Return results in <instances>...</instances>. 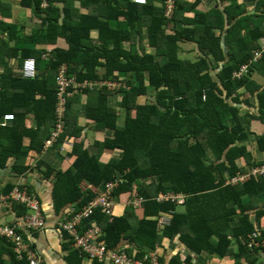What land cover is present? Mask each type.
I'll use <instances>...</instances> for the list:
<instances>
[{"label":"trees","instance_id":"trees-1","mask_svg":"<svg viewBox=\"0 0 264 264\" xmlns=\"http://www.w3.org/2000/svg\"><path fill=\"white\" fill-rule=\"evenodd\" d=\"M70 1H25L29 7L35 3V9L47 15L43 35L49 42L65 38L70 48L53 51L42 72V53L24 48L21 67L26 61H35L37 77L9 75L0 80V125L13 123L11 128H0L11 141L9 146L0 144V168L12 162V171L18 175L30 170L31 165L25 163L28 151L24 143H16L21 142L22 133L14 135L13 127H24L26 118L34 114L39 129H44L35 138L34 148L42 155L38 168L46 172V167L47 177H56L53 194L58 209L67 205L83 208L94 198L91 190H82L84 183L101 189L119 175L123 181L114 191L116 199L121 195H128L126 202L134 197L143 199L137 211L130 206L122 216L109 220L96 210L84 221V229L99 225L108 249L122 247L129 257L139 259L165 242L178 241L194 250L205 264L213 255L233 256L234 264H256L259 249L251 251L248 242L255 223L260 227L264 217V178H251L237 185L227 182L264 164L256 163L253 155L254 147L264 152V132L258 135L252 130L254 121L264 125V88L257 89L254 105L239 94L242 88L252 94L256 87L249 79L260 64L264 65V52L255 61L264 32L245 36L236 33L241 18L238 14L237 21L236 12L234 16L232 13L239 8L237 4L223 14L199 17V23L185 18L190 10L176 0H172L174 9L169 17L165 15L167 0H146L145 5L133 0H124V4L119 0H92L99 5L97 11L82 17L73 27L67 24L74 15ZM60 3L70 5L63 23ZM100 16L106 20L102 22ZM211 17L210 26H205ZM254 20L249 18L251 23ZM112 21L119 22L117 29L110 25ZM188 23L193 25L192 30L182 27ZM230 25L227 35L223 34ZM169 26L172 32L166 35ZM218 29L221 35L216 34ZM94 30L99 31L97 41L92 39ZM133 41L142 46L126 51L124 44ZM179 43L195 44L198 58L193 62L182 60ZM146 47L153 53L147 54ZM35 55L37 60L30 59ZM243 66L249 70L237 78L235 74ZM262 69L264 73V66ZM63 71L75 84L93 86L76 94L73 88L70 93L74 96L70 98L65 95V133L47 147L59 118V79ZM111 96L115 98L113 107L108 104ZM242 105L247 109L244 112ZM5 113H12L6 115H14V120L5 121ZM82 118L88 121L87 126L94 123L95 130L112 131V138L95 142L94 154L85 147ZM105 152L118 156L103 160ZM59 154L73 160L65 172L55 171L49 163ZM17 188L39 201L22 184L8 185L0 195ZM167 193L184 195L185 203L158 200ZM6 204L12 205L18 216L11 224L0 223V227H16L19 220L31 214L28 203H0ZM162 216L170 217L168 225L158 226ZM16 231L29 240V229L16 227ZM16 246L7 236L0 237V264L6 263V256L11 264H31L27 255L18 258ZM159 262L190 264L188 258L183 261L180 252L167 263Z\"/></svg>","mask_w":264,"mask_h":264},{"label":"crops","instance_id":"crops-1","mask_svg":"<svg viewBox=\"0 0 264 264\" xmlns=\"http://www.w3.org/2000/svg\"><path fill=\"white\" fill-rule=\"evenodd\" d=\"M25 1L26 0H0V80L9 75H13L15 77L22 76L21 59L25 49H28L31 52L36 51L42 53V67L40 70V72H42L47 69L50 55L53 51L56 49H64L68 51L70 48V45L67 43L65 38H59L56 43L49 42V39L43 35V33L46 32L45 20L47 19V15L41 13L39 10H36L35 3H32V6L29 7L28 5H25ZM119 1L124 4V0ZM263 1L264 0H176V2L179 3V6H188L190 10L188 13L184 14V17L190 20H195V22L199 23L200 21H197L199 17L215 14V12L223 14L226 9H229L234 4H237L239 8L235 9L232 13L234 16L236 12L237 21L239 19L237 17L238 14L241 18L240 22L237 24L236 33H242L244 36L249 32H264ZM70 2H72L71 4H74V15L73 20L70 21V23H68L67 20L66 22L67 24H72L73 27L78 26V21H80L82 17L91 15L92 12L97 11L99 8V5L91 3L92 0H71ZM134 3L136 4L135 1ZM139 4L145 5L146 0ZM154 5L159 7L157 2H154ZM59 8L62 10L61 12H63L60 20V22L63 23L65 20V12H67V9L70 8V5L60 3ZM104 12L102 14H104ZM212 17L209 22H205V24H207L205 26H210L209 24ZM249 18L253 20L255 19L253 21L254 23H251ZM99 19L102 22L106 20L104 16H100ZM117 23L119 24L118 21H112L110 25L117 29ZM233 24H235L234 21ZM182 27L184 29L192 30L193 25L188 23ZM230 28L231 25L229 28L227 26L223 30V34L227 35V31ZM171 30L172 29L169 26L165 29V34H170L172 32ZM216 34L221 35L222 31L218 29L216 30ZM26 39L27 43L24 44ZM28 39L31 40L28 41ZM92 39L95 41L99 39V31H92ZM141 46L142 45L137 41H133L131 44H124V49L126 51H134L136 48H140ZM260 46L261 48L259 47L256 52H264V39H261ZM178 48L180 49L179 57L182 60L193 62L199 56V53L196 50V45L193 43H179ZM228 50L229 49L227 48V51ZM146 53L152 54L153 51L146 47ZM30 59L37 60L36 55L35 57H30ZM262 66L264 65L260 64V69L257 71L255 70L249 79V82L256 86L255 88L251 87L252 94L243 88L239 90V94L242 95L243 99L250 101L253 105L256 103V95L259 93V90L257 89L264 88V73L260 71L263 70ZM84 102H86V100ZM108 104L112 107L115 106V98L111 96ZM241 108L243 112L247 110L244 105H242ZM6 114L12 113H5V115ZM1 121L2 120L0 119V124ZM87 122L88 121L85 118L81 119V124L85 127V147L91 154H94L96 152L95 142L102 141L105 138H112L113 134L110 130H95L93 125L94 123L91 122L90 125L87 126ZM11 126H13V123L9 122L6 127L0 125V128L7 129L11 128ZM13 128L16 131V133L14 132V135L22 133L21 142L17 140L16 143H24V148L28 151V157L25 163L26 165H31V168L23 175H18L12 171V162L3 168H0V191L8 185L22 184L29 187L33 194L38 196L44 216L47 220V225L45 228L40 230L26 231L30 242H32L35 249L41 255L44 264H99L95 261L87 259L84 256H79L72 248L69 236L60 226L61 223L70 219V208L72 205H67L58 209L53 194L56 177L54 175L48 178L46 174V172L48 173L47 168L45 167L46 172H44V169L43 171H40L38 168L39 160L42 155L38 152V149L34 148L37 145L35 138L37 133L42 135L44 133V129H39V123L34 114H31L26 118L24 127L14 126ZM1 129L0 144L9 146L11 141L8 137L4 136V131ZM252 130L258 135L262 134L264 132V125L254 121L252 123ZM8 133L11 132L9 131ZM253 155L256 163H264V152H261L258 148L254 147ZM116 156H118V153L105 152L103 153L101 159L106 160L110 157L112 158ZM49 163L53 166L55 171L65 172L72 166L73 160L71 158L67 159L65 156L59 154L56 157H51ZM86 188L89 189V185L84 183L82 190ZM127 196L128 195H121L117 197V203L114 208V218L122 216L127 210L131 209L130 206L127 205L128 202H123ZM139 212L140 211L136 213ZM17 216L18 214L15 212L12 205H0V223L11 224L17 219ZM255 225L259 226L258 223H255ZM260 228L262 231L264 230V217L261 219ZM157 251L160 256V261L163 263H167L171 256H173L176 252H180L183 261L188 258L190 264H205V262H201L199 260V255L194 250L182 246L178 241H168L165 245H162V247L159 246ZM256 255L258 257L256 264H262L264 250H259ZM5 260V264H11V259L8 256L5 257ZM234 260L235 258L233 256L220 258L217 255H213L210 256L209 260H207L209 261L207 264H234ZM245 263L246 262L243 264ZM103 264L109 263L105 262Z\"/></svg>","mask_w":264,"mask_h":264},{"label":"built area","instance_id":"built-area-1","mask_svg":"<svg viewBox=\"0 0 264 264\" xmlns=\"http://www.w3.org/2000/svg\"><path fill=\"white\" fill-rule=\"evenodd\" d=\"M137 4L143 3L144 0H134ZM44 6H49L48 1L44 3ZM173 9V2L169 0L166 4V16H170ZM263 52H257L255 55V61L261 59ZM249 68L247 66L241 67L240 71L235 74L237 78H242ZM22 74L24 77L33 79L37 75V68L35 61H26L23 65ZM90 85L88 83L84 85L75 84V81L70 79L67 75V71H63L59 79V118L56 124V127L53 131L52 138L47 142V147L52 146L55 142L59 141L65 133L66 129V104L67 97L69 95L73 97L74 94L78 93L79 90L86 89ZM77 89L74 94L70 93V90ZM5 121L14 120V115H5ZM71 145L70 142L67 143ZM264 178V164L255 166L251 168L248 172L239 174L233 178H230L227 184L237 185L244 183L251 178L259 179ZM122 177L117 176L115 179L106 182L104 186L99 189L94 186L89 185V190L94 193V198L83 208H78L75 205H72L70 208V219L66 222L60 224L62 230H64L70 240L72 241V248L77 251L81 256L86 257L89 260L97 261L99 264L108 262L109 264H160L159 256L155 250H152L145 254L143 257L136 259L129 257L125 250L122 247L115 249H108L106 243L102 240V230L99 225H94L91 228L84 229V221L90 218L96 210H100L104 215H106L109 220L113 219L114 208L117 203L116 196L114 191L122 183ZM88 185V184H87ZM88 189V188H86ZM85 190V189H84ZM18 201L21 203H28L29 208L32 213L25 216L24 219L19 220L18 227L19 229L27 228L29 230H39L43 229L47 225L46 217L44 216L40 202L35 199L34 196L29 195L27 191H24L20 188H17L8 195H0V203H5L6 201ZM159 201H171L178 205H183L185 203V196L182 194L171 195L167 193L158 198ZM127 205L131 206L134 210L139 209L143 199L141 197H134L127 201ZM170 223L169 216H162L159 219L158 226L168 225ZM16 227L12 226H1L0 227V237L7 236L11 240H14L17 243L15 253L18 255V258H23L27 255L31 261V264H44V261L36 251L31 242L16 231ZM262 230L259 226L255 225L253 232L249 235L248 248L251 251L257 249L264 250V240L261 239ZM264 264V258L263 262Z\"/></svg>","mask_w":264,"mask_h":264},{"label":"bare ground","instance_id":"bare-ground-1","mask_svg":"<svg viewBox=\"0 0 264 264\" xmlns=\"http://www.w3.org/2000/svg\"><path fill=\"white\" fill-rule=\"evenodd\" d=\"M169 0H167V2H168ZM167 2H166V4H167ZM173 2V1H172ZM137 4V3H136ZM137 5H141V4H137ZM173 9H174V3H173ZM173 9H172V11H173ZM165 10H166V6H165ZM172 14V13H171ZM169 17V16H168ZM36 63V62H35ZM36 68H37V75H38V66H37V63H36ZM37 75H36V77H37ZM35 77V78H36ZM34 79V78H33ZM110 87H112V88H115V87H117V85L116 84H110L109 85ZM89 87H92V86H89Z\"/></svg>","mask_w":264,"mask_h":264},{"label":"clouds","instance_id":"clouds-1","mask_svg":"<svg viewBox=\"0 0 264 264\" xmlns=\"http://www.w3.org/2000/svg\"><path fill=\"white\" fill-rule=\"evenodd\" d=\"M257 53V52H256ZM262 58V57H261ZM31 213H32V211H31ZM22 219H24V218H22ZM21 219V220H22ZM68 235V234H67ZM72 242V241H71ZM156 249V251H157V247L155 248ZM77 252V251H76ZM157 253H158V251H157ZM158 256H159V254H158ZM159 261H160V256H159ZM160 263V262H159Z\"/></svg>","mask_w":264,"mask_h":264},{"label":"rangeland","instance_id":"rangeland-1","mask_svg":"<svg viewBox=\"0 0 264 264\" xmlns=\"http://www.w3.org/2000/svg\"><path fill=\"white\" fill-rule=\"evenodd\" d=\"M125 200H126V199H124L123 202H125ZM136 210H137V209H136ZM165 244H166V242H165L163 245H165Z\"/></svg>","mask_w":264,"mask_h":264}]
</instances>
